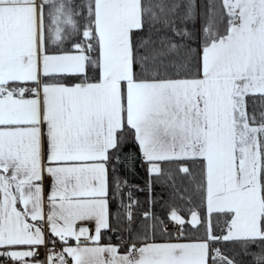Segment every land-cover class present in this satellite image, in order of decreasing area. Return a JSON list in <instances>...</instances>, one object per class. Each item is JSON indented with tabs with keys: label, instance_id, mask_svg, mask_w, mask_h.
Here are the masks:
<instances>
[{
	"label": "snow or ice",
	"instance_id": "snow-or-ice-1",
	"mask_svg": "<svg viewBox=\"0 0 264 264\" xmlns=\"http://www.w3.org/2000/svg\"><path fill=\"white\" fill-rule=\"evenodd\" d=\"M0 264H264V0H0Z\"/></svg>",
	"mask_w": 264,
	"mask_h": 264
},
{
	"label": "trees",
	"instance_id": "trees-1",
	"mask_svg": "<svg viewBox=\"0 0 264 264\" xmlns=\"http://www.w3.org/2000/svg\"><path fill=\"white\" fill-rule=\"evenodd\" d=\"M133 180L138 179L137 177L132 178Z\"/></svg>",
	"mask_w": 264,
	"mask_h": 264
},
{
	"label": "crops",
	"instance_id": "crops-1",
	"mask_svg": "<svg viewBox=\"0 0 264 264\" xmlns=\"http://www.w3.org/2000/svg\"><path fill=\"white\" fill-rule=\"evenodd\" d=\"M71 243V242H70Z\"/></svg>",
	"mask_w": 264,
	"mask_h": 264
}]
</instances>
